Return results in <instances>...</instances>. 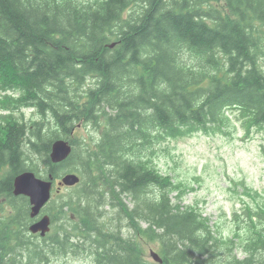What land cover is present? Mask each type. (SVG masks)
<instances>
[{"label": "trees", "instance_id": "16d2710c", "mask_svg": "<svg viewBox=\"0 0 264 264\" xmlns=\"http://www.w3.org/2000/svg\"><path fill=\"white\" fill-rule=\"evenodd\" d=\"M262 57L264 0H0V264H264V207L235 213L254 229L238 226L237 244L175 201L154 161L173 140L225 132L230 110L264 130ZM80 125L101 132L85 140ZM60 138L73 150L54 163ZM25 171L81 177L45 207L44 237L14 194Z\"/></svg>", "mask_w": 264, "mask_h": 264}, {"label": "rangeland", "instance_id": "374dc122", "mask_svg": "<svg viewBox=\"0 0 264 264\" xmlns=\"http://www.w3.org/2000/svg\"><path fill=\"white\" fill-rule=\"evenodd\" d=\"M261 66L264 69V57ZM25 115L38 117L32 110ZM228 125L223 133H199L171 141L154 161L162 174L177 183L180 191L177 199L199 207L219 233L228 239L235 238L238 244L240 239L235 235L238 226L243 238H250L254 229L236 220L235 213L240 218L247 208L264 207V130L251 127L234 110L228 111ZM96 130L101 132L100 128ZM96 130L92 126L81 127L76 135L88 140L91 134H97ZM142 246L150 260L152 252L159 250L158 244L150 241H142ZM241 251L238 246V255L243 257ZM92 263L91 256L73 255L54 261V264Z\"/></svg>", "mask_w": 264, "mask_h": 264}, {"label": "water", "instance_id": "95a60500", "mask_svg": "<svg viewBox=\"0 0 264 264\" xmlns=\"http://www.w3.org/2000/svg\"><path fill=\"white\" fill-rule=\"evenodd\" d=\"M71 146L68 142L65 141H57L53 146L52 151V159L54 162H61L66 159L71 153ZM79 181V178L70 174L63 178L60 185L65 183L67 185H74ZM53 187V182L51 180H43L38 178L32 172H25L19 175L15 179V194L16 195H26L30 198L31 203L33 205L32 208V216H36L40 213L43 206L49 201L51 198V191ZM49 217H44L41 221L31 226V230L33 232L41 231V235H45L49 231ZM154 258L161 262L162 259L157 253H152Z\"/></svg>", "mask_w": 264, "mask_h": 264}, {"label": "bare ground", "instance_id": "6f19581e", "mask_svg": "<svg viewBox=\"0 0 264 264\" xmlns=\"http://www.w3.org/2000/svg\"><path fill=\"white\" fill-rule=\"evenodd\" d=\"M70 174H72L71 172H67V175H70ZM48 216V213H46V216L45 217H47Z\"/></svg>", "mask_w": 264, "mask_h": 264}]
</instances>
